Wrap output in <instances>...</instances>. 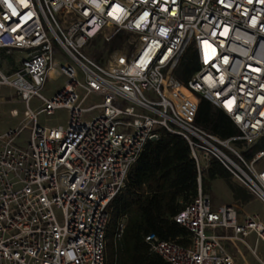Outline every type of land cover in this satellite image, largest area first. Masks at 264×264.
Wrapping results in <instances>:
<instances>
[{"label": "built area", "instance_id": "obj_1", "mask_svg": "<svg viewBox=\"0 0 264 264\" xmlns=\"http://www.w3.org/2000/svg\"><path fill=\"white\" fill-rule=\"evenodd\" d=\"M121 33L105 64L84 54L96 38ZM189 50L196 70L181 82ZM53 76L66 80L48 98ZM1 87L11 97L0 104L25 109L0 135V264H104L111 203L160 130L187 142L198 189L173 218L187 245L149 234L150 251L168 264H248L240 243L264 264V218L236 203L213 209L201 191L216 160L264 205V148L246 155L264 140V0H0ZM202 98L237 135L195 124ZM57 110L67 112L65 128L39 123Z\"/></svg>", "mask_w": 264, "mask_h": 264}, {"label": "trees", "instance_id": "obj_2", "mask_svg": "<svg viewBox=\"0 0 264 264\" xmlns=\"http://www.w3.org/2000/svg\"><path fill=\"white\" fill-rule=\"evenodd\" d=\"M126 38L127 35L121 33L111 44L105 42L110 44L108 55L121 49ZM91 55L95 60L101 56L97 51H92ZM195 70V58L189 50L179 65L177 77L181 82H186ZM195 124L222 139L238 134L230 119L203 98L198 105ZM261 148H264V140L254 145L246 155ZM231 178L219 162L212 160L202 175L201 191L208 196L211 184L222 180L235 202H250L252 196L244 187L232 183ZM197 189L196 168L187 142L160 130L159 138L145 145L129 171L124 190L111 203L104 264H168L150 251L145 237L154 234L160 240L186 246L189 232L173 218L193 201ZM121 219L125 220L124 228L117 239V227Z\"/></svg>", "mask_w": 264, "mask_h": 264}, {"label": "rangeland", "instance_id": "obj_3", "mask_svg": "<svg viewBox=\"0 0 264 264\" xmlns=\"http://www.w3.org/2000/svg\"><path fill=\"white\" fill-rule=\"evenodd\" d=\"M108 43V42H107ZM105 43L100 38L95 39L88 47L84 49V54L87 55L90 59L93 61L99 63V64H105L107 62V59L109 57V47L110 44ZM92 51H97L100 53V59L95 60L91 53ZM65 78L63 76H53L49 80H47L45 87L42 90V94L45 97H51L58 88H60L65 83ZM10 90L7 87H1L0 88V99L3 101H8L10 99ZM12 97L15 98V93H12ZM37 105V100L32 101V107H35ZM16 110L18 112L17 116H13L11 114V110ZM24 106L20 103H1L0 104V135L3 133H6L9 129L15 127V125L23 118V111ZM47 117L40 115L38 117V121L41 124L49 125L53 127L62 126L63 128L66 127V121H67V112L65 110H57L54 112V114L51 117ZM231 182L237 184L232 178ZM212 208L216 209L220 205L226 204V203H236L241 207L243 210V213L246 214H257L261 218H264V205L257 202L253 197L252 200L248 203H238L235 202L232 199L231 193L226 185V183L222 180H216L211 184V190L208 194ZM217 234H221L220 230L215 231ZM208 234L209 231H206ZM248 243L253 242V237H249L247 239ZM225 246L229 250V252L232 254V256L237 260V262L241 263V256L237 253L235 248L231 246L227 241L224 242ZM240 253L245 258V260L248 262V264H256L255 259L250 255V253L247 251V249L240 243L237 244ZM259 252L261 254H264V243L259 244Z\"/></svg>", "mask_w": 264, "mask_h": 264}]
</instances>
